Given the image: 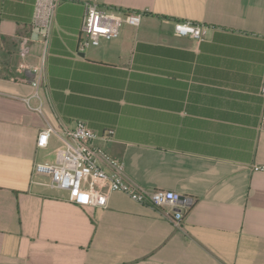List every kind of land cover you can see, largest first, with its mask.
<instances>
[{"label":"crops","instance_id":"0c3cea01","mask_svg":"<svg viewBox=\"0 0 264 264\" xmlns=\"http://www.w3.org/2000/svg\"><path fill=\"white\" fill-rule=\"evenodd\" d=\"M45 1L0 0V264H264V0H61L46 48ZM86 3L143 18L78 52ZM44 50L36 113L22 99ZM78 122L126 182L193 199L180 228L121 192L85 207L33 175L60 145L37 148L39 133Z\"/></svg>","mask_w":264,"mask_h":264},{"label":"built area","instance_id":"2783aa9c","mask_svg":"<svg viewBox=\"0 0 264 264\" xmlns=\"http://www.w3.org/2000/svg\"><path fill=\"white\" fill-rule=\"evenodd\" d=\"M60 1L46 0L43 4L40 2L37 4L38 15H42L39 34L45 48L51 36L55 12ZM142 18L143 14L138 11L86 3L77 35V51L83 52L98 47L102 41L116 39L123 25L138 27ZM207 29L204 25L188 21H177L173 24L175 35L190 37L196 41L204 39ZM27 52L25 49L22 54ZM45 53L46 50L40 64L32 69L34 75L32 95L22 99L27 107L36 113H41V105L39 103L32 106L30 101L40 100L39 90L44 78ZM260 91L264 96V73ZM261 127L264 129V115ZM51 136H55L60 142L54 161L36 162L33 165V175L47 177L48 182L44 185L69 193L77 205L99 209H106L110 194L121 192L135 203L160 209L176 228H180L184 216L194 203L193 199L171 191L137 188L126 182L123 161L112 157L99 145V142L107 141L108 138L98 135L82 122L76 123L72 129L60 130L48 124L38 135L37 148H46ZM253 169L264 173V165H256Z\"/></svg>","mask_w":264,"mask_h":264}]
</instances>
